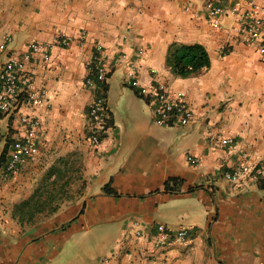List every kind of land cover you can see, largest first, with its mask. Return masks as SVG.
Wrapping results in <instances>:
<instances>
[{
  "label": "crops",
  "instance_id": "obj_1",
  "mask_svg": "<svg viewBox=\"0 0 264 264\" xmlns=\"http://www.w3.org/2000/svg\"><path fill=\"white\" fill-rule=\"evenodd\" d=\"M250 1L0 0V65L31 43L52 46L48 60L27 66L47 103L0 116V153L7 137L24 136L21 114L41 121L37 153L9 177L0 170V264H264V188L224 177L264 161V55L245 39L240 15L224 14L215 28L205 8L240 4L241 14ZM252 1L264 20V0ZM62 35L72 39L67 46L55 43ZM172 43L204 45L210 67L175 76ZM97 45L110 73L112 129L94 147L88 115L97 92L86 78ZM152 79L185 94L190 125L155 122L153 105L132 85L151 90ZM224 138L235 143L224 146ZM55 170L66 172L67 190L82 177L83 196L22 220L18 209ZM172 178L180 192L165 190ZM159 224L189 229V241L157 248Z\"/></svg>",
  "mask_w": 264,
  "mask_h": 264
},
{
  "label": "built area",
  "instance_id": "obj_2",
  "mask_svg": "<svg viewBox=\"0 0 264 264\" xmlns=\"http://www.w3.org/2000/svg\"><path fill=\"white\" fill-rule=\"evenodd\" d=\"M251 10L241 12L240 4L234 7L226 8L213 2H208L205 6L209 20L213 27H220V17L230 13L240 15L242 32L245 39L250 43L259 45L264 55V20L257 16L255 1H250ZM264 11V8H261ZM80 40L85 41L86 33L83 31L79 36ZM71 37L62 35L56 40V44L67 46ZM1 45V49L5 48ZM51 45L40 43H31L28 51L22 56L11 52L7 55L4 63L0 65V116L12 117L18 115L23 107H34L47 103L45 93H37L34 89L32 77L28 70V64L37 62L39 58L48 60L50 57ZM103 47L97 45L96 54L89 67V74L86 78V84L95 89L97 96L90 106L88 115V132L90 143L94 147L100 146L103 137L111 131L109 125L108 107L106 97L103 96V90L98 88L97 82L107 80L109 74L102 56ZM141 52V51H140ZM134 66L131 65L129 76H135ZM133 87L139 89L143 96H147L153 105V116L157 124L165 127L182 126L186 127L195 120L193 108L185 101V94H173L166 84L156 83L152 79V89L140 87L138 80L132 81ZM19 122L23 128L24 136L14 142L10 152L11 159L7 167L8 172H15L19 167L31 159L38 151V131L41 127V121L33 115H20ZM224 146L232 147L235 143L233 138L221 139ZM197 162V160H195ZM8 172L3 171V177H7ZM224 177L233 183H242L251 180L257 183L264 181V161L249 164L243 163L235 170L225 171ZM190 239V230L187 228L172 229L164 224L157 226V232L154 236V243L157 248H163L166 244L186 243Z\"/></svg>",
  "mask_w": 264,
  "mask_h": 264
},
{
  "label": "trees",
  "instance_id": "obj_3",
  "mask_svg": "<svg viewBox=\"0 0 264 264\" xmlns=\"http://www.w3.org/2000/svg\"><path fill=\"white\" fill-rule=\"evenodd\" d=\"M211 65V59L208 50L202 44H180L172 43L169 46L167 54V66L171 73L180 78H189L191 76L199 74L204 69L209 68ZM110 73L107 78H109ZM98 88L103 90V96L106 97L108 92L107 80L104 82H97ZM136 94L139 97L145 98L139 89L133 87ZM147 99V98H146ZM109 122L111 120L109 119ZM1 141V137H0ZM14 141L7 137L4 143L3 150L0 153V170L7 171L11 159V150L13 148ZM13 172H8L9 177ZM66 178V172L61 170H55L46 177L43 186L39 187L29 201L23 203L22 207L18 209L21 214L22 220H31L35 213L46 211L54 212L57 207H51L54 201H57L58 196L61 195L59 190L57 191V184ZM260 186L264 188V181L260 182ZM181 181L177 178H172L165 183V190L171 192H180ZM60 189L62 193L66 185H62ZM54 189V191H53ZM105 192L113 193L112 190L105 187Z\"/></svg>",
  "mask_w": 264,
  "mask_h": 264
},
{
  "label": "rangeland",
  "instance_id": "obj_4",
  "mask_svg": "<svg viewBox=\"0 0 264 264\" xmlns=\"http://www.w3.org/2000/svg\"><path fill=\"white\" fill-rule=\"evenodd\" d=\"M75 189L72 190L71 186H70V190H67V188L64 189V192L62 193V191L60 190L62 187V185H64V181L65 179H62L58 184H57V191L59 190V192H61V195L58 196L57 201H54L55 203L57 202H63L66 201L68 198L72 199L73 197H80L83 196L84 191H83V186H81L83 184V179L82 177H80L79 175H75ZM54 191V189H53ZM53 203V204H55ZM52 204V205H53ZM48 211V210H46Z\"/></svg>",
  "mask_w": 264,
  "mask_h": 264
}]
</instances>
